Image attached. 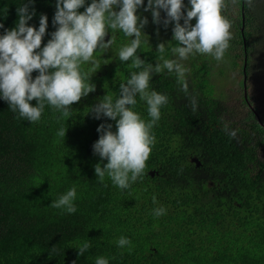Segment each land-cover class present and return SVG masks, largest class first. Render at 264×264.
Returning a JSON list of instances; mask_svg holds the SVG:
<instances>
[{
  "label": "trees",
  "instance_id": "obj_1",
  "mask_svg": "<svg viewBox=\"0 0 264 264\" xmlns=\"http://www.w3.org/2000/svg\"><path fill=\"white\" fill-rule=\"evenodd\" d=\"M22 2L0 0L5 28L15 26ZM55 2L35 0L31 6L36 15L30 25L38 28L40 15L48 17L42 47L55 30ZM137 14L148 18L140 58L153 65L161 55L173 58V25L153 23L143 7ZM221 15L231 34L222 59L241 66V84L246 61L247 89L259 80L264 91V0H222ZM111 36L112 49L98 50L95 65L81 66L95 90L74 102L67 115L46 105L41 119L31 123L0 99V264H95L98 256L109 264H264V114L249 93L233 105L206 92L219 66L214 57L197 54L185 61L187 95L175 73L153 75L150 89L165 94L168 103L152 129L156 142L145 174L126 190L107 176L98 180L94 165L100 158L92 151L97 127L112 123L115 131V122L95 119L90 107L105 95L115 99L120 83L139 71L115 55L129 38L108 30L105 39ZM160 43L166 44L163 54L157 51ZM134 110L150 119L139 97ZM225 125L236 130L235 138ZM73 186L76 213L51 207ZM158 207L166 209L159 217ZM121 236L131 240L130 249L117 246ZM82 241L91 247L79 256L75 247Z\"/></svg>",
  "mask_w": 264,
  "mask_h": 264
},
{
  "label": "clouds",
  "instance_id": "obj_2",
  "mask_svg": "<svg viewBox=\"0 0 264 264\" xmlns=\"http://www.w3.org/2000/svg\"><path fill=\"white\" fill-rule=\"evenodd\" d=\"M250 4L252 0H247ZM35 0H23L17 8L18 20L12 28L0 23V99L20 118L33 122L41 119L45 106L68 114L70 106L95 90L82 74L81 66L97 63L94 53L112 49L113 37L105 39L108 30L122 32L128 42L115 52L121 63L131 61V67L139 71L119 85V95L114 99L105 95L90 107L94 118L115 122L101 123L97 127L99 138L93 143L92 151L100 158L94 165L98 180L103 183L107 176L113 186L128 189L132 183L145 174L146 162L156 142L152 129L161 118V108L168 103L165 94L150 89L155 74L175 73L182 91L188 94L187 68L184 61L197 54L209 55L220 61L229 47L230 24L221 15L222 0H56L52 24L55 28L50 39L41 46L48 29V17L41 14L38 28L28 22L36 15L32 5ZM150 12L153 23L167 28L172 24V57L163 55L157 63H145L137 54L148 24L146 16L138 15V9ZM83 8V11L80 9ZM164 13L162 20L161 13ZM193 18L195 23L193 24ZM183 20V23H181ZM134 37V38H133ZM172 42H168L167 45ZM166 44L160 43L157 51L165 53ZM37 75L33 77V72ZM137 97L147 105L150 119L145 120L134 110ZM35 100L36 103L31 102ZM192 110L197 101L191 99ZM225 132L235 138L236 130L225 125ZM66 130L59 129L58 135L65 137ZM107 163H103L104 161ZM39 186V185H37ZM75 186L52 201L51 207L62 214L77 211ZM153 196V203H156ZM166 209H154V215L165 214ZM119 248L131 246V240L121 236ZM91 247L89 241H82L75 248L83 256ZM95 264H109V259L98 256Z\"/></svg>",
  "mask_w": 264,
  "mask_h": 264
},
{
  "label": "rangeland",
  "instance_id": "obj_3",
  "mask_svg": "<svg viewBox=\"0 0 264 264\" xmlns=\"http://www.w3.org/2000/svg\"><path fill=\"white\" fill-rule=\"evenodd\" d=\"M238 62L240 64L241 60L238 59ZM234 64L235 63L232 58L221 59L219 61V66L216 65L215 70L210 74L212 78L206 87V92L208 94L212 93L213 95L222 97L229 103H233V105H235V103L238 102L236 100L243 96V93H245L243 80L242 84L240 80L242 77L241 66L238 65L235 67ZM261 85V81L259 80L251 81L248 83L249 87L247 89V93L251 96L252 104L258 107L259 113L264 114V91Z\"/></svg>",
  "mask_w": 264,
  "mask_h": 264
},
{
  "label": "water",
  "instance_id": "obj_4",
  "mask_svg": "<svg viewBox=\"0 0 264 264\" xmlns=\"http://www.w3.org/2000/svg\"><path fill=\"white\" fill-rule=\"evenodd\" d=\"M244 89H245V97H247V80H246V72H245V69H246V61L244 63Z\"/></svg>",
  "mask_w": 264,
  "mask_h": 264
}]
</instances>
